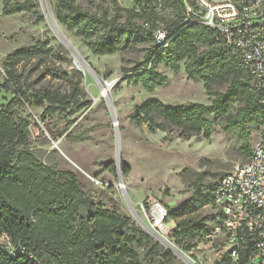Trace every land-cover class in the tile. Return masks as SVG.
Masks as SVG:
<instances>
[{
    "label": "trees",
    "instance_id": "16d2710c",
    "mask_svg": "<svg viewBox=\"0 0 264 264\" xmlns=\"http://www.w3.org/2000/svg\"><path fill=\"white\" fill-rule=\"evenodd\" d=\"M8 1L4 0L5 14L33 7L30 2L8 4ZM138 1L144 4L142 16L148 29L129 18L120 21L84 10L76 0H54L55 17L67 30L81 37L96 55L124 52L141 42H151L145 59L125 70L130 73L129 82L141 84L147 91L167 85L168 78L158 70L162 62L174 72L183 62L187 78L203 80L208 93L212 92V85H224L223 91L213 93L209 104L189 102L172 107L151 99L135 106L129 119L135 125L145 124L151 133L178 131L177 135L183 139L194 136L209 139L221 119L224 131L235 135L248 160L251 133L260 129L264 133V104L259 103L252 77L237 54L219 43L211 28L199 22L184 23L183 0ZM187 1L190 5L194 3ZM152 4L161 10L152 11ZM158 22H165L167 30L158 26ZM157 28L167 35L168 45L163 49L154 40ZM48 55L66 62L64 57L51 54L46 43L38 42L16 49L4 63L5 80L0 88L13 98L8 103L0 102V233L8 236L15 246L21 245L22 250L11 253L0 246V264H143L142 253L148 256V264L167 258L168 250L122 213L113 199L109 198V207H104L86 191L77 175L59 169L53 158L57 150L45 155L41 149L30 146V121L17 111L26 101L35 105L47 102L46 109L59 110L65 118L86 106L77 99L78 83L73 84L66 70L45 67L44 74L69 82L70 92L45 87L29 97L21 89L17 64ZM74 122L71 119L68 125ZM49 131L54 139L63 135L79 141L88 138L87 134L75 137L73 131ZM105 169L113 174L118 172L112 163ZM121 173L124 177L130 173L122 163ZM213 185L205 188L197 178L191 196L178 207L167 209L168 219L176 220L171 230L175 244H184L196 236L205 237L217 223L218 212L204 217L197 213L209 204L215 205ZM102 197L107 198L105 193Z\"/></svg>",
    "mask_w": 264,
    "mask_h": 264
},
{
    "label": "rangeland",
    "instance_id": "374dc122",
    "mask_svg": "<svg viewBox=\"0 0 264 264\" xmlns=\"http://www.w3.org/2000/svg\"><path fill=\"white\" fill-rule=\"evenodd\" d=\"M13 2H30L33 7L30 10L5 14L4 0H0V85L5 80L6 57L18 48L43 42L50 48L51 54L64 57L66 62L58 61L51 55L41 60L33 58L20 62L16 68L21 76V89L29 97L45 87L70 92L69 82L44 74L45 67L66 70L71 74L73 84L78 83L75 89L77 99L86 104L81 111L65 118L59 110L46 109L49 106L47 102L35 105L32 101H26L17 111L30 121V146L41 149L45 155L57 150L53 158L59 169L77 175L86 191L91 192L104 207H109V198L113 199L122 213L129 216L155 242H159L164 250H168L170 254L167 258L156 259L155 264H224V245L218 238L196 236L181 245L175 244L173 239L175 250L159 241L148 228L153 224L152 218L146 217L140 204L152 206L159 203L171 210L191 196L197 178L206 188L228 173L235 163L245 162L246 157L240 151L235 135L224 131V121L221 119L214 126L209 139L202 136L183 139L177 135L178 131L151 133L145 124L135 125L129 119L135 106L151 99L172 107L189 102L209 104L214 97L213 93L223 91L224 85H212V92L208 93L203 80L193 81L187 78L183 62L176 72L162 62L158 65V70L168 78L167 85L147 91L141 84L134 85L129 82L130 73H125V70L145 59L151 42H141L137 47L124 52L96 55L81 37L57 21L54 0H9L8 4ZM76 2L89 12L107 14L109 17L119 18L120 21L129 18L135 24L150 28L148 24H144V4H140L138 0ZM154 9L161 10L159 6L152 4L151 10ZM50 18L56 19L64 38L76 54L57 36L50 25ZM157 24L167 30L165 22ZM79 59L84 60L88 68L84 63L86 68L81 69ZM110 82L113 86L107 97H100L104 83ZM12 98L10 92L0 88L1 103H8ZM71 119L75 122L69 126L68 121ZM50 129L57 132L73 131L75 137L87 134L88 138L79 141L67 139L63 135L54 139ZM262 130L251 133V147L262 134ZM118 152L121 163L129 168L127 177L122 175L121 168L120 176L118 172L113 174L105 169L109 163L117 166ZM94 180L109 184L110 187H101ZM102 193L107 198L102 197ZM216 212V207L209 204L197 213L204 217ZM166 223L168 228H174L176 220L170 218ZM187 244L191 247L188 248ZM0 246L11 253L22 250L21 245L15 246L8 236L1 233ZM142 257L143 264H148V256L142 253Z\"/></svg>",
    "mask_w": 264,
    "mask_h": 264
},
{
    "label": "built area",
    "instance_id": "2783aa9c",
    "mask_svg": "<svg viewBox=\"0 0 264 264\" xmlns=\"http://www.w3.org/2000/svg\"><path fill=\"white\" fill-rule=\"evenodd\" d=\"M193 2L190 5L183 0V22H199L211 28L217 41L237 54L252 77L259 103L264 104V0ZM153 36L156 46L163 49L168 45L162 28H157ZM94 182L110 187L98 180ZM211 193L220 216L205 237L218 238L224 245V264H264V133L251 147L248 160L235 163L214 183ZM140 208L147 218H152L153 224L148 226L152 234L173 246L172 228L166 226L167 208L159 203H141Z\"/></svg>",
    "mask_w": 264,
    "mask_h": 264
},
{
    "label": "bare ground",
    "instance_id": "6f19581e",
    "mask_svg": "<svg viewBox=\"0 0 264 264\" xmlns=\"http://www.w3.org/2000/svg\"><path fill=\"white\" fill-rule=\"evenodd\" d=\"M56 20V19H55ZM53 20L52 18H50V25L51 27L53 28V30L55 31V33L57 34V36L64 42L66 43V45L75 53L74 49L72 48L71 44H69V42L64 38V35H63V31L60 29L61 27L59 26V24ZM76 54V53H75ZM76 57V56H75ZM77 61V60H76ZM78 63V62H77ZM79 65H80V68L81 69H85L86 66L84 64V62L82 60L79 59ZM113 86V83L110 82V83H104L102 89H101V92H100V97H107V93L108 91L112 88ZM122 185V184H121ZM156 216L158 217V215L156 214ZM170 248H172L173 250H175V248L170 245L169 246ZM178 253V252H177Z\"/></svg>",
    "mask_w": 264,
    "mask_h": 264
},
{
    "label": "water",
    "instance_id": "95a60500",
    "mask_svg": "<svg viewBox=\"0 0 264 264\" xmlns=\"http://www.w3.org/2000/svg\"><path fill=\"white\" fill-rule=\"evenodd\" d=\"M83 62L86 64L87 68H88V64L83 60ZM117 170H118V174L120 176L119 170L121 168V159H120V154L119 152L117 153Z\"/></svg>",
    "mask_w": 264,
    "mask_h": 264
}]
</instances>
